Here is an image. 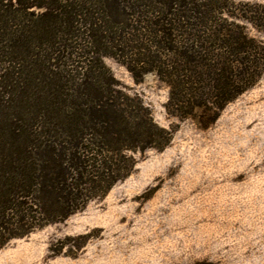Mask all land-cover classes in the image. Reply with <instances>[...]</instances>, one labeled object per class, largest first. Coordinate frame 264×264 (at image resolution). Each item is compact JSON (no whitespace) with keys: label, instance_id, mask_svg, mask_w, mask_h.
<instances>
[{"label":"trees","instance_id":"obj_1","mask_svg":"<svg viewBox=\"0 0 264 264\" xmlns=\"http://www.w3.org/2000/svg\"><path fill=\"white\" fill-rule=\"evenodd\" d=\"M246 23L264 34V5L0 0V248L103 198L136 154L172 141L103 57L137 83L155 74L168 114L207 129L264 74Z\"/></svg>","mask_w":264,"mask_h":264},{"label":"rangeland","instance_id":"obj_2","mask_svg":"<svg viewBox=\"0 0 264 264\" xmlns=\"http://www.w3.org/2000/svg\"><path fill=\"white\" fill-rule=\"evenodd\" d=\"M102 60L172 141L136 154L103 198L7 241L0 264H264V74L203 129L168 114L169 88L155 74L137 83L116 59Z\"/></svg>","mask_w":264,"mask_h":264}]
</instances>
